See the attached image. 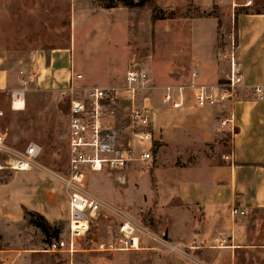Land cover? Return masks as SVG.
<instances>
[{"label":"rangeland","instance_id":"374dc122","mask_svg":"<svg viewBox=\"0 0 264 264\" xmlns=\"http://www.w3.org/2000/svg\"><path fill=\"white\" fill-rule=\"evenodd\" d=\"M107 1L0 0V79L5 81L18 76L21 68L34 63L36 53L53 49H71L72 62L84 74L87 85L95 84L96 79H103V74L109 71L113 84L122 86L129 67H143L150 79L147 87L138 93L137 103L142 104L145 97L151 99L153 127L156 136L160 137L157 141L160 144L164 138L159 131L165 123L163 121L178 117L172 104L178 88L171 86L169 92L172 99L163 103L160 101L163 96L151 95L149 89L152 83L177 82L173 74L182 70V65L190 60L191 76L195 75V63L198 64L201 57L208 59L211 48L212 61L229 66L230 53L236 46L235 20H238V15L242 11L264 10V0H155L163 8V18L154 23L150 7L128 8L115 0L118 6L106 9L103 4ZM251 1L252 5L248 6ZM197 29L205 31L203 41L190 37L189 32ZM193 43H203L200 55L198 51L192 53L190 45ZM194 55L197 61L193 59ZM4 84L0 85V107L6 111L0 117L3 130L9 120L7 110L11 99ZM186 90L185 86L183 91ZM191 98L194 99V96ZM68 109V100L64 96H60L58 102V116L47 118L38 106H31L30 113L21 120L20 128L26 134L25 139L19 143L8 141L10 146L23 150L35 141V132H53L54 141L33 165L34 174L30 182L38 188L48 187L49 199L41 196L36 200L39 205H48L46 210L49 214L52 208L61 211L62 216L52 224L61 228L62 236L67 232L68 195L57 177L65 176L68 168ZM166 136L168 147L164 148L162 160L158 158L155 162L153 158L148 165L123 170L90 171L86 181L88 192L119 210L121 215L135 219L154 234V239L142 235V249L72 254L52 251L44 233L28 221L13 227L0 223V250H3L0 264H174L179 251L188 252L186 244H177L174 230L180 223L181 232L184 228L186 231L189 215L186 211L180 212L186 210L187 204L172 192L171 180L178 171L177 164L181 165L182 161L172 162V140L168 134ZM225 140L221 144L222 149L229 146V138ZM3 156L4 159L8 157ZM4 170L0 173V181L8 180L15 172L9 168ZM182 204L185 205L179 207ZM195 215L201 220V213ZM120 219L119 214L108 211L98 220L97 232L107 235L116 230Z\"/></svg>","mask_w":264,"mask_h":264},{"label":"crops","instance_id":"0c3cea01","mask_svg":"<svg viewBox=\"0 0 264 264\" xmlns=\"http://www.w3.org/2000/svg\"><path fill=\"white\" fill-rule=\"evenodd\" d=\"M250 3L248 6L252 1ZM204 33L203 29H197L189 35L203 41ZM202 45L191 44L192 53L198 51L200 55ZM234 49L243 77L229 98L220 99V95L225 90L230 63L226 66L213 62V48L206 60L200 56L201 60L197 61L194 55L193 59L198 62L194 65L195 75L191 76V60L186 61L183 69L173 74L177 82H153L149 89L151 95L163 96L160 101L167 103V88H178L172 103H178L174 105L178 117L163 121L162 128L158 129L164 138L154 157L155 162L158 158L162 160L168 134L174 151L172 162L182 161L181 165L177 164L178 171L171 180L172 192L187 204L186 210L180 212L186 211L189 215L186 231L184 228L181 232L180 223L174 230L177 244L188 247L187 253H177L174 264H264V97L261 99L256 92L260 87L264 96V10L242 11L238 15V39ZM33 57L44 71L42 87L24 92L23 109L13 108L10 99L9 120L5 130L1 126L0 130L11 143L25 139L21 120L30 113L31 106H38L47 118L58 116V102L60 96H64L71 68L79 70L72 62L71 49L41 51ZM103 75V79H96L97 84L105 85L100 87L119 86L113 84L109 71ZM13 77L0 79V85L5 83L7 87V96H11L10 90L22 86L17 75ZM190 81L194 83L184 84ZM80 83L88 87L96 84L87 85L84 79ZM185 86L186 92L183 91ZM200 89L219 97V101L208 107L199 106L195 96ZM142 103L150 106L151 99L142 98ZM0 110L3 117L6 111L2 106ZM48 133L47 130L34 133L36 142L32 143L39 150L38 158L54 141L53 132L50 136ZM226 137L229 146L222 149ZM0 160H4L1 154ZM33 169L15 171L8 180L0 181V223L13 227L28 221L22 206L43 213L51 223L62 216L61 211L52 208L49 214L48 205H39L36 197L49 199L50 192L46 186H32ZM4 171L0 169V173ZM235 206L246 214H233ZM195 213H201V220Z\"/></svg>","mask_w":264,"mask_h":264},{"label":"built area","instance_id":"2783aa9c","mask_svg":"<svg viewBox=\"0 0 264 264\" xmlns=\"http://www.w3.org/2000/svg\"><path fill=\"white\" fill-rule=\"evenodd\" d=\"M235 49L230 53V72L220 99L229 98L242 81V70L235 60ZM20 88L10 90L12 107L16 100L25 99L27 89L42 87L43 68L38 63L18 72ZM84 74L71 68L64 97L68 100V168L65 176L57 179L65 186L67 199V232L48 243L49 250L75 253L80 251H130L143 248L142 235L154 237L147 227L135 219L121 215L119 210L86 190L90 171L123 170L136 165H148L154 158V144L160 141L153 127L150 106L137 103L138 93L148 85L147 69L131 66L126 70L122 86H85L80 82ZM167 88L165 98L171 99ZM262 99L263 90L256 88ZM199 106L213 105L219 97L200 89L196 93ZM178 105V103H174ZM14 108V107H13ZM3 111L0 110V116ZM0 169L28 170L37 162L39 150L29 143L23 150L9 145L0 130ZM112 211L121 216L116 230L107 235L97 232L98 220ZM233 214L246 211L235 206ZM156 236V235H155Z\"/></svg>","mask_w":264,"mask_h":264},{"label":"trees","instance_id":"16d2710c","mask_svg":"<svg viewBox=\"0 0 264 264\" xmlns=\"http://www.w3.org/2000/svg\"><path fill=\"white\" fill-rule=\"evenodd\" d=\"M118 2H120L125 7L134 9H146L150 7L152 9V21L154 23L163 18V8L160 5L156 4L155 0H118ZM118 2L115 0H108L103 4V7H105L106 9H111L117 7ZM203 15H206V13H203ZM235 24V41L237 43L238 20H235ZM160 145L161 144L159 142H155L154 150L156 151ZM22 208L28 222L31 225L38 227L44 233L46 241L48 243L60 236L61 228L58 225L52 224L43 213L37 210L29 209L26 206H22Z\"/></svg>","mask_w":264,"mask_h":264},{"label":"bare ground","instance_id":"6f19581e","mask_svg":"<svg viewBox=\"0 0 264 264\" xmlns=\"http://www.w3.org/2000/svg\"><path fill=\"white\" fill-rule=\"evenodd\" d=\"M17 106V107H16ZM13 107L16 108V109H23L25 107V102L23 100H16L14 103H13Z\"/></svg>","mask_w":264,"mask_h":264}]
</instances>
